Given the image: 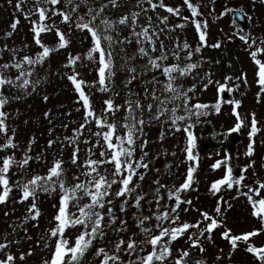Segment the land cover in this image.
Here are the masks:
<instances>
[{"label":"rangeland","instance_id":"obj_1","mask_svg":"<svg viewBox=\"0 0 264 264\" xmlns=\"http://www.w3.org/2000/svg\"><path fill=\"white\" fill-rule=\"evenodd\" d=\"M33 2L34 0H25L23 4L25 12L32 7ZM165 3L174 7L179 6L181 17L158 8L155 12L148 13L152 16L153 21L157 19V12L160 15H168L170 24L180 23L183 16H188L190 20L185 23L182 29L178 28L170 33L165 29V35L161 39L165 41L169 49L172 48L177 38L181 42L187 41L194 48L199 43V38L195 31V25L191 23L190 10L184 5L183 0H165ZM193 3L200 4L202 15L198 16L197 19L208 22L207 44L201 48L200 53H194L192 58L193 62L200 61V66L193 70L191 75L181 78L178 83L185 91L195 84V89L188 93L191 97L189 103L192 105L202 103L208 107L201 110L204 114L199 117L192 116L190 119L179 122L181 125L179 129L171 126L170 113L161 116L159 120L146 123L145 135L137 141V145L143 140L148 141L144 150L148 152L147 162L150 167L147 171L139 170L145 173L144 180L140 182L141 190L149 194L146 201L143 202V214L150 215L151 212L155 211V204L149 206L147 203L148 200L152 199V192L156 187L155 181L159 180L167 189H174L184 182L188 168L193 167L194 179L190 188L181 192L184 202L178 212L180 222L187 221L194 224L202 219L201 213L207 211L220 223L212 230L210 237L207 232L200 236L196 228L189 229L182 237H178L172 242L171 246L174 252L178 253L180 249H189L193 261L203 259L207 264H259L257 258L254 254L249 253L247 248L249 244L264 245V231L250 237L247 241H238L235 247L222 236V233L230 229L231 234L240 235L254 229H264V222L252 214V206L244 195L248 191V187L257 188L259 187L258 181H264V91H261L260 85L256 83L258 65L255 64L250 55L255 47H264L260 43L261 40H264V0H193ZM134 4L135 0H128V9H132ZM59 6L65 8L66 4L62 0ZM84 11L86 9L82 8L81 12ZM233 11L239 12L242 21H236L232 17ZM17 17L19 23L17 28L12 30L10 25ZM54 19L57 26L70 40V45L64 49L54 50L42 65L36 66L32 79H41L36 90L33 91L29 87L27 91H22L18 90L15 85H0V95L9 98L3 109L8 114L6 120L9 128L8 135H11L12 131L15 130L14 141L17 144L15 149L0 150V157L14 153L17 160L21 159L28 149L29 141L34 139L29 153L33 157V160L29 162L31 167L20 171L13 166L9 175L13 185L12 191L9 198L0 203V242L5 237L16 242L10 245V249L0 252V256L11 250L17 256L16 264H42L43 260L50 258V253L54 249L55 238L49 236L48 229L54 226L53 217L57 210L59 192L38 193L37 206L41 215L36 220L23 221L24 216L27 215V208L31 199L27 202H20V191L15 185L25 175L30 177L34 173L44 174L47 167L50 166L49 162L53 158L60 157L61 154L65 161L64 167L68 170L67 179L69 183L74 182L72 177L78 171L70 163L72 146L69 144L62 147V145L65 143L64 137L73 136V129L78 128L83 123L84 109L82 108L83 102L78 100V93L74 91V85L67 79L66 73L70 69L65 68L64 65L69 53L84 56L91 47V38L89 34L81 33L74 26L70 31V26L61 23L59 16ZM144 22L146 21L141 16V23ZM49 23L51 24L52 21ZM9 31L12 32V35L6 36L5 33ZM237 33L250 34L255 37L256 45L250 48L249 44L241 40ZM127 34V30H124V35ZM42 35L44 43L55 48L58 43L55 32ZM169 36L171 39L168 38ZM217 41L220 42V46L212 47ZM5 44L8 45L9 49H15L20 57L26 54L35 56L40 51L39 46L34 43L30 22L25 19L24 12L16 9L15 0L11 4L8 3V0H0V49H3ZM135 47V43L127 47L129 55L132 54ZM117 52H119L118 48ZM94 55L97 56L95 62L89 61L86 57L82 64L78 61L77 71L80 73V78L88 82L83 87L86 94L90 96L92 105L98 114L104 107L103 102L108 98H113L116 104H124L129 98L128 92L131 90L140 96L142 102H145V87L149 89L153 87L162 88L159 84L148 83L153 75H156L161 81L164 80V77L155 70L142 72L141 68L146 63V59L142 58H138L136 61L138 78L131 85H127L125 83L127 74L120 68L122 63L120 56L123 55L121 53L116 56L117 75L114 87L111 91L101 92L98 84L90 86L92 81H98V73L95 70L98 66V54ZM185 55L182 53V63L187 62L184 59ZM11 58V52L4 50L3 54L0 55V64L11 60ZM257 58L264 61V52L258 53ZM173 62L175 61L172 58L168 61V63ZM0 74L6 78L14 79L18 73L15 69H11ZM206 74H209L213 81L207 88L204 87L209 78L206 77ZM245 75L247 83L244 82ZM226 77H230V79L226 80ZM220 84L226 86L224 91L218 90ZM229 88L232 90L228 91ZM45 96L48 97L47 100L44 99ZM132 98L135 99L136 97L133 96ZM217 100H220V111L218 112L215 109ZM235 100H240L241 103L235 105L232 103ZM234 107L236 112H233ZM46 112L49 113L47 117L45 116ZM178 114L183 115L182 108L178 110ZM253 114H255L259 131L254 136L249 137ZM123 115L124 111L121 110L115 118L122 120ZM148 118L145 109L144 119L148 121ZM239 121L242 123L237 129L236 125ZM88 127H90L91 132L97 130L94 122ZM186 128L191 131L194 138V146L192 147L194 159L188 158V131L185 130ZM123 131L121 128L120 132ZM230 131L236 132L239 140L236 142L235 148L225 151V138ZM86 137H89L87 129L80 138L81 151L79 155L81 163L86 158V149L90 146L83 142ZM5 139L6 137L0 134V143H4ZM49 139L56 141L51 148L47 147ZM249 143L253 145V152L250 156L246 155ZM91 146L94 147V158H99V148L95 147L94 137L91 138ZM37 155H41L43 159L35 160ZM140 155L141 150L137 147L136 158L139 159ZM217 161L221 162L220 166L213 168L212 165L216 164ZM229 166H231L234 176H239L241 170L247 166L243 172L245 177L243 185L245 186L234 185L232 189L221 186L220 191L213 194L210 190L211 184L216 179L222 178ZM80 178L84 179L83 176ZM137 179L134 178V180ZM117 188L118 185H113V190ZM166 188H161L163 196L161 210L164 206H171L175 203L174 199H168ZM252 195L254 198H259L255 193ZM260 195L264 196V190H261ZM108 198L113 200L112 206L115 215L118 217L116 227L120 226L119 220L126 219L127 229L121 233L107 230L106 240L98 239L95 242V247L85 253L82 264H99L95 257L96 247L107 244V247L111 248L120 236L128 239L133 233H139L134 215L137 213V209L131 205V202L126 211L122 213L120 212L121 199L112 196ZM187 201H191V204ZM218 203L221 207L220 213L215 211ZM185 209L187 210L185 211ZM71 210L76 211L75 207ZM104 212L107 213V207H105ZM156 223L157 221L153 217L146 226L152 227ZM200 227H206V222L202 221ZM79 230H81L79 227L68 230L69 236L72 237V232L78 234ZM193 233H196L205 249L203 253H200L199 249L190 248L188 237ZM72 238L74 239V237ZM135 238L143 239V235L138 234ZM30 248L33 250V254L26 256L24 261H20L19 253L21 251L27 253ZM123 259L128 260L129 257L123 254Z\"/></svg>","mask_w":264,"mask_h":264},{"label":"snow or ice","instance_id":"obj_2","mask_svg":"<svg viewBox=\"0 0 264 264\" xmlns=\"http://www.w3.org/2000/svg\"><path fill=\"white\" fill-rule=\"evenodd\" d=\"M13 0H8L11 4ZM25 0H15V7L18 11L24 12L25 19H28L33 33V40L39 46L35 56L17 55L15 49H9L5 44L3 49H0V55L4 50L11 52V60L0 64V73L11 69L17 71L14 79L6 78L0 74V85L10 84L15 85L18 90L27 91L29 87L33 91L41 83V79H32L37 65H42L51 53L56 49H64L70 45V40L66 34L57 26L55 17H60V22L72 26L81 33L86 32L91 38V47L87 50L84 56L80 54H68L65 68L70 71L66 73L67 79L74 85V91L78 93V100H81L82 108L84 109L83 123L78 128L73 129V136L64 137V145L72 146V153L70 156V163L78 171L73 175V183H69L67 179V169L64 167L65 161L60 157L53 158L47 167L44 174L34 173L30 177L25 175L17 182L15 187L20 191V202H27L31 199V203L27 208V215L24 216L23 221L36 220L40 215V209L37 206L38 193L45 194L59 192L58 204L56 205V214L53 217L54 226L48 229V234L51 238H55L54 249L50 253V258L43 260L42 264H82L83 257L86 252L95 247V242L99 240H106L107 230L116 233L125 232L127 229V220H119V227H116L118 217L115 215L113 198H120V212L124 213L131 202V205L137 209L135 224L139 229V233H133L128 239L120 236L119 239L112 244V247L104 246L96 247L95 257L99 264H207L203 259L192 260L189 249H180L174 252L172 242L182 237L189 229L196 228L200 236L205 232L211 235L220 221L207 211L201 213V220L194 224L190 222H180L178 212L181 204L184 202L181 197V192L190 188L193 181L194 168L189 167L187 170V177L183 183L174 189H167L165 185L161 184L159 180L155 181L156 187L152 192V199L147 203L151 206L155 204V211L150 215L143 214V202L146 201L148 193L141 190L140 182L144 180L145 173L140 172V169L149 170V163L147 162L148 152L144 149L148 141L143 140L137 145V141L142 139L145 135L144 128L146 123H151L152 120H159L161 116L170 113L169 119L171 126L177 129L180 128L181 121L190 119L192 116L199 117L202 109H206L208 105L202 103L190 104L191 97L189 92L196 87L185 91L178 81L181 78L187 77L193 73V70L200 66V61L193 62L194 53H200L201 48L207 44V20L201 21L197 19L200 13V4L193 3V0H183L184 5L191 12V23L195 25V31L198 33L199 43L193 48L187 41L181 42L178 38L173 43L172 48L169 49L165 41L161 39L165 35V29L168 32L175 31V29H182L185 23L189 22L188 16H183L178 24H170L168 15H160L156 13L157 19L153 21L149 12H155L158 8L164 9L167 13L174 16L181 17V9L179 6H170L165 3V0H135L132 9H128V0H63L66 4L65 8L59 5L62 0H34L32 7L28 11H24L23 4ZM146 5V7H145ZM84 8L86 11L81 12ZM227 11V10H226ZM111 13V14H110ZM223 15V13H221ZM141 16L146 22L141 23ZM49 21H52L50 24ZM19 18L14 19L10 25L12 30L17 28ZM124 30L128 34L124 35ZM55 32L58 37V43L55 48L44 43L43 35L45 33ZM6 36H11L12 32L5 33ZM239 38L243 40L249 47L256 45V38L250 34H240ZM171 39V37H168ZM231 39V37H230ZM250 42V43H249ZM135 43L136 47L133 49L131 55L127 52V47ZM261 45H264V40H261ZM220 42L217 41L212 47H219ZM27 47V45H26ZM117 48L119 52H117ZM159 53L158 55L156 53ZM264 52V47H255L250 52L255 64L258 65L256 75L258 79L256 83L260 85L261 91H264V61L257 58V54ZM120 56L121 65L127 74L125 83L131 85L133 81L138 78L137 64L138 58L146 59V63L142 66L141 71L148 70L158 71L164 80H159L156 75H153L148 83L159 84L161 89L153 87L151 89L145 87L144 97L145 102H142L138 94L131 90L128 92L129 98L124 104H116L113 98L106 99L103 104L102 111L98 114L90 96L86 94L83 85L88 82L80 78V73L77 71L78 61L82 64L86 57L89 61H96L98 54V66L96 71L98 73V81H92L90 86L98 84L101 92H108L112 90L115 84V77L117 75L116 56ZM182 53L186 54L185 63L181 62ZM172 58L175 62L168 63ZM201 59H203L201 57ZM208 82L204 84L207 88L213 81L209 74H206ZM230 79V77L225 78ZM240 79V77H237ZM244 82L247 83L246 75ZM225 85H219V91L225 90ZM231 91L232 89H227ZM119 95V93H116ZM136 98L133 99L132 97ZM8 97L0 95V134H3L6 139L4 143H0V150L15 149L17 144L14 141L16 135L15 130L11 135H8L9 128L6 123L8 114L3 110L4 105L8 102ZM48 99L47 96L44 97ZM179 102V103H178ZM232 103L239 105L240 100H235ZM183 110V115L178 114V110ZM145 109L148 114V121L144 119ZM216 111H220V100L215 104ZM123 110L124 115L122 120H117L115 117L119 111ZM233 112H236L235 107ZM49 116V113H45ZM239 120V117H238ZM95 123L97 130L91 132L90 126ZM242 121L236 125L238 129ZM67 127V125H65ZM124 131L121 133L120 129ZM89 131V137L84 139L85 144L90 146L86 149V158L83 163L80 162V138L83 136L85 130ZM188 131V158L194 159L192 147L194 146V138L192 133ZM231 130V129H230ZM259 131L255 114L252 116L251 130L249 137L254 136ZM95 138V147L99 148V158H94V147L91 146V138ZM34 139L28 143V149L24 152L21 159L17 160L15 154H8L0 157V203L5 202L9 198L13 185L10 182V171L15 166L18 170L23 171L31 167L30 161L33 157L29 154L31 152ZM56 141L49 139L47 147L51 148ZM137 147L141 150L139 159L136 158ZM253 152V145L249 143L246 155H251ZM43 159L41 155H37L35 160ZM227 159V158H226ZM226 162V161H225ZM220 161L213 164V168L219 167ZM111 166L110 168L108 166ZM247 167V166H246ZM241 170L239 176H234L231 166H229L220 179H216L210 186L213 194L220 191L221 186H226L232 189L234 185H243L245 179ZM103 169V171H102ZM83 176L84 179L80 177ZM134 178H138L134 180ZM259 187H248V191L244 193L249 203L252 206V214L264 222V196L260 195L261 190H264V181H258ZM113 185H118L116 190H113ZM161 188H166L169 200L174 199L175 203L171 206H164L163 210L161 201L163 196ZM252 193H255L259 198H254ZM135 194V195H134ZM239 194V193H238ZM191 204V201H187ZM75 207L76 211L71 209ZM107 207V213L104 212ZM187 209H185L186 211ZM220 213V204H217L215 209ZM155 218L157 223L152 227H147L151 220ZM107 220V223H105ZM22 221V223H23ZM206 222V227L201 228L200 224ZM167 222V225H165ZM78 234L72 232V237L69 236V231L77 229ZM264 229H254L242 233L240 235L231 234V230H226L222 233L228 239L233 247L237 245L238 241H247L250 237H254ZM27 232V229H25ZM138 234L143 235V239H136ZM190 241V248L199 249L203 253V248L196 233L188 237ZM16 243L6 237L0 242V252L5 249H10V245ZM48 247V245H45ZM150 247V250H148ZM247 251L259 261V264H264V245L256 246L249 244ZM33 254L30 248L27 253L21 251L19 253V260L24 261L26 256ZM123 254H126L129 259L124 260ZM134 257V259H133ZM17 256L8 250L3 256H0V264H16Z\"/></svg>","mask_w":264,"mask_h":264},{"label":"water","instance_id":"obj_3","mask_svg":"<svg viewBox=\"0 0 264 264\" xmlns=\"http://www.w3.org/2000/svg\"><path fill=\"white\" fill-rule=\"evenodd\" d=\"M234 17L237 20H240V18H241L240 15L237 12L234 13ZM236 139H237L236 136L228 135V140L226 142V148L230 149V147H233L234 142L236 141Z\"/></svg>","mask_w":264,"mask_h":264}]
</instances>
